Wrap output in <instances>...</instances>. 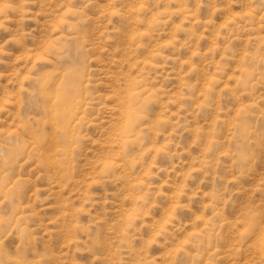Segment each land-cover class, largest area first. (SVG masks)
Listing matches in <instances>:
<instances>
[{
    "label": "rangeland",
    "instance_id": "1",
    "mask_svg": "<svg viewBox=\"0 0 264 264\" xmlns=\"http://www.w3.org/2000/svg\"><path fill=\"white\" fill-rule=\"evenodd\" d=\"M0 264H264V0H0Z\"/></svg>",
    "mask_w": 264,
    "mask_h": 264
},
{
    "label": "bare ground",
    "instance_id": "2",
    "mask_svg": "<svg viewBox=\"0 0 264 264\" xmlns=\"http://www.w3.org/2000/svg\"><path fill=\"white\" fill-rule=\"evenodd\" d=\"M117 80H118V79H117ZM124 111H125V110H124ZM124 111H123V112H124ZM121 115H122V114H121ZM114 131H115V130H114ZM110 133H111V132H110Z\"/></svg>",
    "mask_w": 264,
    "mask_h": 264
}]
</instances>
